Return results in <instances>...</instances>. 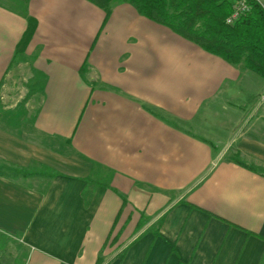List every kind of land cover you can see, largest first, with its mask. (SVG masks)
Wrapping results in <instances>:
<instances>
[{
  "label": "crops",
  "instance_id": "0c3cea01",
  "mask_svg": "<svg viewBox=\"0 0 264 264\" xmlns=\"http://www.w3.org/2000/svg\"><path fill=\"white\" fill-rule=\"evenodd\" d=\"M26 1L0 5V97L38 83L0 115V264H264V79L127 0Z\"/></svg>",
  "mask_w": 264,
  "mask_h": 264
},
{
  "label": "trees",
  "instance_id": "16d2710c",
  "mask_svg": "<svg viewBox=\"0 0 264 264\" xmlns=\"http://www.w3.org/2000/svg\"><path fill=\"white\" fill-rule=\"evenodd\" d=\"M110 14L114 0H87ZM243 1L247 10L233 23L226 19L234 3ZM146 19L165 26L183 39L229 64L264 79V7L257 0H127ZM29 22L21 46L32 35Z\"/></svg>",
  "mask_w": 264,
  "mask_h": 264
},
{
  "label": "rangeland",
  "instance_id": "374dc122",
  "mask_svg": "<svg viewBox=\"0 0 264 264\" xmlns=\"http://www.w3.org/2000/svg\"><path fill=\"white\" fill-rule=\"evenodd\" d=\"M114 1H116L117 3H121V0H114ZM258 2L260 4L261 3L263 4V0H258ZM26 3H27L26 0H0V5L18 12L24 11ZM253 76L256 77V75ZM9 84H11L9 86L10 94L7 97H0V115H2L3 112L5 115H9L10 113H5L8 111L2 109V107H5L6 105H11L14 106V108L16 106L18 107L17 109L16 108L13 109L16 115L23 114V116H26V118L27 116H29V120H32L35 114V109L32 107L30 108L28 106L31 103L35 104L33 103V101L37 98H34L32 95H33V88H36L38 83L36 84L34 83V81H31V79L20 77V75L15 73L13 81L9 82ZM254 100H255L254 101L255 104L264 105V92L261 95L257 96L256 98H254ZM19 257H17V259H19ZM14 258L8 256V257H4V260L8 264L9 263L11 264L12 262H14ZM19 261H21V259H19Z\"/></svg>",
  "mask_w": 264,
  "mask_h": 264
},
{
  "label": "built area",
  "instance_id": "2783aa9c",
  "mask_svg": "<svg viewBox=\"0 0 264 264\" xmlns=\"http://www.w3.org/2000/svg\"><path fill=\"white\" fill-rule=\"evenodd\" d=\"M247 7L243 1L234 3L233 12L229 18L226 19L227 24H233L245 11Z\"/></svg>",
  "mask_w": 264,
  "mask_h": 264
}]
</instances>
